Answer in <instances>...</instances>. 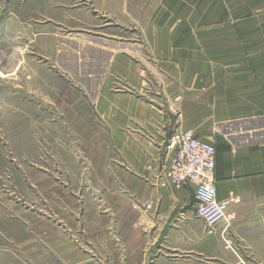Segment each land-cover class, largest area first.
<instances>
[{"label":"crops","instance_id":"0c3cea01","mask_svg":"<svg viewBox=\"0 0 264 264\" xmlns=\"http://www.w3.org/2000/svg\"><path fill=\"white\" fill-rule=\"evenodd\" d=\"M25 2L6 6L45 14L63 44L97 42L106 57L92 105L116 156L105 146L92 163L105 189L82 238L95 256L75 264H264V0ZM187 129L216 148L227 211L211 227L192 188L165 175Z\"/></svg>","mask_w":264,"mask_h":264},{"label":"rangeland","instance_id":"374dc122","mask_svg":"<svg viewBox=\"0 0 264 264\" xmlns=\"http://www.w3.org/2000/svg\"><path fill=\"white\" fill-rule=\"evenodd\" d=\"M9 1L28 3H0V264H75L95 256L82 238L105 189L92 163L105 146L116 156L92 105L106 57L97 42L63 44L45 14L12 15ZM62 237L70 250L52 245Z\"/></svg>","mask_w":264,"mask_h":264},{"label":"built area","instance_id":"2783aa9c","mask_svg":"<svg viewBox=\"0 0 264 264\" xmlns=\"http://www.w3.org/2000/svg\"><path fill=\"white\" fill-rule=\"evenodd\" d=\"M175 148L166 177L176 186L192 188L197 218L209 227L219 223L226 218L227 204L217 199L215 190L216 148L190 129L180 132Z\"/></svg>","mask_w":264,"mask_h":264}]
</instances>
